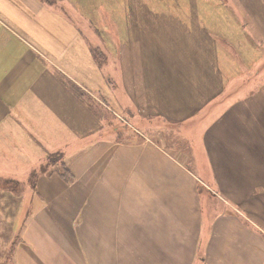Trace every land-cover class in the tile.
Here are the masks:
<instances>
[{
	"label": "crops",
	"instance_id": "obj_1",
	"mask_svg": "<svg viewBox=\"0 0 264 264\" xmlns=\"http://www.w3.org/2000/svg\"><path fill=\"white\" fill-rule=\"evenodd\" d=\"M256 21L264 28V17ZM226 58L222 52L216 59L222 88L208 83L206 70L189 78L185 56H177L179 68L168 62L162 79L145 65L152 83L143 78L141 59L126 69L128 89L137 92L132 120L173 125L189 145L172 148L154 131L140 140L113 139L88 107L97 141L63 161L70 181L57 170L38 174L23 201L29 211L10 263L264 264V89L242 87L238 62L226 70ZM123 108L133 112L128 99ZM77 133L76 146L86 139ZM5 168L0 181H17ZM216 199L221 208L208 213L205 203L214 207ZM8 202L2 214L11 215Z\"/></svg>",
	"mask_w": 264,
	"mask_h": 264
},
{
	"label": "rangeland",
	"instance_id": "obj_2",
	"mask_svg": "<svg viewBox=\"0 0 264 264\" xmlns=\"http://www.w3.org/2000/svg\"><path fill=\"white\" fill-rule=\"evenodd\" d=\"M250 3L253 7L237 0H0V115H7L0 126L5 143L0 167L20 181L17 189L0 181V264L12 262L29 211L23 201L36 188L33 173L61 172L69 154L78 156L97 141L90 133L93 113L105 119L101 126L113 139L140 140L154 131L167 146L189 145L173 125L146 118L138 126L132 120L137 92L128 89L132 76L125 72L135 62L141 59L143 78L152 83L145 65L162 79L168 62L179 68L177 56H185L189 78L206 70L208 83L222 88L216 59L224 52L226 70L234 71L233 61L238 62L242 87L264 89V28L256 21L264 17V0ZM126 99L133 112L124 110ZM76 132L86 138L77 146ZM53 153L61 158L49 157ZM3 200L11 215L2 214ZM215 204L207 200L204 208L213 213L221 208L219 200Z\"/></svg>",
	"mask_w": 264,
	"mask_h": 264
},
{
	"label": "trees",
	"instance_id": "obj_3",
	"mask_svg": "<svg viewBox=\"0 0 264 264\" xmlns=\"http://www.w3.org/2000/svg\"><path fill=\"white\" fill-rule=\"evenodd\" d=\"M97 50V49H96ZM94 58L96 59V60H98V62H101V60L102 59H98V57H99V55H97V52L96 51H94ZM96 55V56H95ZM101 64V63H100ZM89 106V105H88ZM61 153H58V154H55L57 157H60L61 158V155H60ZM52 156H54V155H50L49 157H52ZM55 161L56 160H54L53 162H51L52 164H54L55 165ZM61 171V173L63 174V176H65L66 177V180H68V181H70L71 180V178L69 177V170L64 166L63 167V170H60ZM68 176V177H67ZM33 177H34V185H35V182H36V179H37V177H38V175H37V173L36 172H34L33 173ZM19 182H17V181H12V180H9V181H7V182H5L4 184H5V186H8V187H13L14 188V186H15V188L17 189V188H19V184H18Z\"/></svg>",
	"mask_w": 264,
	"mask_h": 264
}]
</instances>
